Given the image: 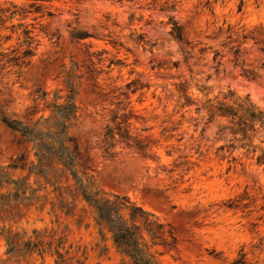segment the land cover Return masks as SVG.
<instances>
[{"label": "rangeland", "instance_id": "rangeland-1", "mask_svg": "<svg viewBox=\"0 0 264 264\" xmlns=\"http://www.w3.org/2000/svg\"><path fill=\"white\" fill-rule=\"evenodd\" d=\"M31 2L0 0V7ZM43 4V16L21 20L18 15L6 23L34 26L37 44L19 75L0 69V103L10 118L31 124L49 116L55 99L64 102L71 72L78 110L69 135L79 148L78 169L102 195L126 196L169 225L177 245L158 248L160 264H233L241 256L245 264H264V133L246 130L229 116L217 114L210 121L206 110H196L228 90L264 110V0ZM174 22L182 28L181 41L171 34ZM20 32L3 47H18ZM77 32L90 36L79 39ZM10 33L1 29L0 39ZM134 79L147 87L134 94L116 89ZM115 113L116 122L126 114L131 132L148 145L145 152L120 137L127 125L118 130L110 120ZM108 123L116 133L111 157L102 142ZM22 155L34 158L31 145L0 123V166L19 163ZM8 171L27 174L20 168ZM59 174L51 179L59 189L46 185L45 208L25 210L21 228L64 235L69 253L63 264H131L109 238L100 237L94 213L72 178ZM35 180L45 183L30 176ZM59 198L72 214H48L49 201ZM0 264L58 263L51 254H7L0 236Z\"/></svg>", "mask_w": 264, "mask_h": 264}, {"label": "trees", "instance_id": "trees-1", "mask_svg": "<svg viewBox=\"0 0 264 264\" xmlns=\"http://www.w3.org/2000/svg\"><path fill=\"white\" fill-rule=\"evenodd\" d=\"M27 7H20L17 4L0 7V30L10 29L11 33L0 39V69L7 70V73L20 74L23 67L31 63L35 54L37 44L33 38L34 26L30 27L24 22L18 25L6 26L18 15L21 20H25L29 15L41 13L44 15V2L47 0H31ZM51 15L50 12L47 13ZM34 17L33 20H36ZM172 36L181 41L183 31L176 22L173 23ZM21 29L18 47H3V44L12 39L13 34ZM90 36L86 32H77L76 38H86ZM21 38H23L21 40ZM235 56H238L239 49H235ZM219 53H216L214 60H217ZM102 59H99L101 61ZM114 61H110V65ZM68 94L64 102L58 103L56 99L50 104L51 114L40 116L31 124H26L22 120L12 119L0 103V123L4 124L12 132L20 135V141L31 145L33 157L27 160L24 155L17 158L19 163H12L6 167L0 166V236L4 239L7 254H32L40 256L51 254L56 256V262L63 264L69 250L66 249V237L58 235L55 230H40L33 228L29 234L27 229L21 228L23 219L27 217V211L35 208L42 211L45 208L46 199L43 192L47 184L55 186L52 178H57L68 174L74 181L77 193L89 205L94 213L95 225L100 237L105 240L109 238L116 249L128 258L131 264H160L157 253L161 254L158 248L166 250L176 248L177 238L169 225L162 222L154 213L144 209L142 206L131 201L126 196L115 195L108 197L102 195L94 186L91 177L85 171H80L79 148L69 135V126L77 116L78 106L75 102L76 84L72 73H68L67 79ZM147 85L142 84L138 79L127 82L123 87L116 89H126L128 93H136ZM124 93V92H122ZM142 94V93H141ZM43 93L39 97H44ZM120 103V102H118ZM197 111L206 110L210 121L217 114L229 116L236 120L243 128H251L264 133V110L252 102L249 97H241L234 91L228 90L213 99L206 100ZM34 111V110H33ZM117 121L119 115L115 113L110 120L116 122V127L121 130L124 125V133L120 135L128 146L136 147L145 152L148 145L138 135H134L129 127L131 124L125 119ZM114 128L108 123L103 137L104 152L108 157L115 155L114 147L116 142ZM264 151V148H262ZM261 157H258V162ZM20 168L27 171L24 176L16 177L8 169ZM44 178L45 183L38 180L30 181V176ZM50 209L48 214H53L57 218L60 213L72 214V207L65 203L63 198L57 201H49ZM233 264H245L244 256L237 259Z\"/></svg>", "mask_w": 264, "mask_h": 264}]
</instances>
